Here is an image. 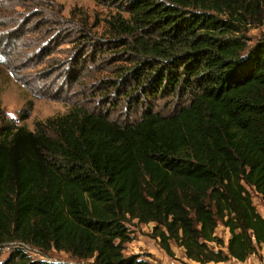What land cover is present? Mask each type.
I'll return each instance as SVG.
<instances>
[{
    "label": "trees",
    "instance_id": "1",
    "mask_svg": "<svg viewBox=\"0 0 264 264\" xmlns=\"http://www.w3.org/2000/svg\"><path fill=\"white\" fill-rule=\"evenodd\" d=\"M94 1L106 10L95 19L101 33L86 14L71 26L80 24L88 58L102 59L86 71L102 88L94 106L30 130L19 123L29 110L16 122L0 103V264H69L25 247L88 264H152L124 254L134 224H153L166 254L174 245L199 264L258 255L264 217L252 193L264 204V35L249 32L264 24V0ZM40 7L28 0L20 12ZM16 14L0 15V63L9 67ZM76 62L64 79L79 84Z\"/></svg>",
    "mask_w": 264,
    "mask_h": 264
},
{
    "label": "rangeland",
    "instance_id": "2",
    "mask_svg": "<svg viewBox=\"0 0 264 264\" xmlns=\"http://www.w3.org/2000/svg\"><path fill=\"white\" fill-rule=\"evenodd\" d=\"M16 1L0 0V15L4 13L7 17L9 13L16 11V15L20 16L18 24L11 29V33L14 35L13 42L17 43V50L14 54L15 61L11 67L0 63V103L8 118L19 122V118L29 110L28 118L19 123L34 130L37 123L43 122L49 117L64 114L73 106L82 105L92 108L96 100L94 98L92 100V95L102 88L100 83L92 82L86 71L98 67L97 65H100L102 59L99 56H96L94 61L88 58L91 45L87 47L86 44L78 43L82 33L79 28L80 24L76 22L75 27L71 26L73 25L72 21H79L82 15L86 14L89 18L90 29L100 34L102 26L95 28V19L97 16L100 18L101 14H105L106 10L94 0H37L42 10L39 9L37 15H32L20 12L24 10V4L28 0H18V3ZM58 20H62L63 23ZM6 25V21L0 19V31H3ZM260 35H264V24L249 32V36L252 38ZM5 37L8 39L6 33ZM37 45L41 47L38 55L31 57V54H25V48L26 52H29ZM19 47L21 49H18ZM78 59H80V65L83 64V68L78 73L80 81L78 84L73 82V78L67 77L66 80L74 83L70 89V84H66L64 79V71H67V68L72 65L74 67ZM86 59L88 61L83 62ZM92 72L96 74V70H92ZM115 103H120V100ZM117 118V113H110V119ZM252 199L257 210L264 217V204L254 193H252ZM152 227L153 224L130 226L134 240L126 246L124 254H140L143 259L152 264H199L188 260L184 250L174 245L171 246L172 256L166 254L158 242L151 237ZM216 233L224 239L225 243L227 242L229 234L226 230L218 227ZM263 248L258 255L248 258L250 261L247 264H264ZM9 252L10 247L2 249V258L7 257ZM27 252L35 259L49 262L69 264H88L90 262L78 261L72 259L68 254L54 250L40 253L28 248ZM208 264L244 263L230 260Z\"/></svg>",
    "mask_w": 264,
    "mask_h": 264
},
{
    "label": "crops",
    "instance_id": "3",
    "mask_svg": "<svg viewBox=\"0 0 264 264\" xmlns=\"http://www.w3.org/2000/svg\"><path fill=\"white\" fill-rule=\"evenodd\" d=\"M262 255L264 256V248H263V253H262ZM249 261H250V260L248 259V260H246L245 262H239V263L247 264ZM258 264H263V263H258Z\"/></svg>",
    "mask_w": 264,
    "mask_h": 264
},
{
    "label": "built area",
    "instance_id": "4",
    "mask_svg": "<svg viewBox=\"0 0 264 264\" xmlns=\"http://www.w3.org/2000/svg\"><path fill=\"white\" fill-rule=\"evenodd\" d=\"M26 248V250L28 249V247H25Z\"/></svg>",
    "mask_w": 264,
    "mask_h": 264
}]
</instances>
